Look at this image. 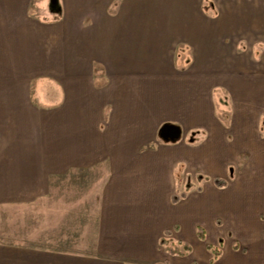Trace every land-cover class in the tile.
I'll list each match as a JSON object with an SVG mask.
<instances>
[{
  "label": "crops",
  "instance_id": "1",
  "mask_svg": "<svg viewBox=\"0 0 264 264\" xmlns=\"http://www.w3.org/2000/svg\"><path fill=\"white\" fill-rule=\"evenodd\" d=\"M29 3L0 0V264L143 263L155 248L150 263L170 264L164 232L180 248L200 222L228 234L217 261L231 247L227 264H264L238 260L264 250L247 188L264 168V0H59L54 19ZM93 171L94 240H3L12 208Z\"/></svg>",
  "mask_w": 264,
  "mask_h": 264
},
{
  "label": "rangeland",
  "instance_id": "2",
  "mask_svg": "<svg viewBox=\"0 0 264 264\" xmlns=\"http://www.w3.org/2000/svg\"><path fill=\"white\" fill-rule=\"evenodd\" d=\"M58 8L59 0H55V3H53L52 0H30L29 15L34 17L41 16L47 19H54L59 14V11H57ZM50 11L52 12L50 13ZM246 157V155L240 156V166L242 165V162L246 160ZM260 165L261 164H258L256 167L250 170L247 180V188L252 199L260 198L264 200V168L260 167ZM234 171H236V169H230L229 173ZM95 173H97V171H93L88 175H77L70 181H68V178L64 181L60 180L59 184H57L59 186L56 188L53 187L52 189V196L54 198L57 197L58 200L52 199L48 203L39 202L32 205L12 208L10 213L11 218L9 219L8 217L10 216L9 213L6 214L8 216L4 217V226L1 224V229L4 230L2 235L3 240H11V243L17 244L26 242L27 246L38 247H40L39 244L41 242L35 245V241H37L36 237L43 238L44 240L50 237H55L56 239H62V237H64L65 239L67 238L70 240L76 238L79 240L85 234L87 241L94 240L96 224L95 207L97 205L96 194L92 195L91 203H84L83 200L85 199L86 195H88L91 188L94 189L93 184L97 180ZM78 197L81 198L80 200H76L79 202L74 201ZM68 204L76 207V210L73 212L74 214L72 216L63 217V213L67 209ZM250 209L252 210V208ZM53 211H55L54 216ZM56 211L59 212V215ZM75 214H77V216ZM67 222L70 224H67ZM199 225H201V228L205 233V240L201 241L197 237L196 227H194L193 224L187 223L184 226L182 225L179 236L182 241L180 243L181 245L179 249L183 250V245L186 244L189 246L190 251L184 256L171 255L166 251L167 254H165L169 257L170 264H192V262H195L196 264L228 263L230 259L229 251L232 249L231 247H226L222 254V258H220L218 261H214L213 263H211L212 254L205 247L206 244H209L214 249L219 251L221 247V243L219 241L223 240V237L226 238L224 239L226 242L225 245L229 246L228 234L224 230L218 229L215 224L212 225V223L209 225L207 223L200 222ZM68 228H70V235L66 233ZM174 239L175 238L172 237L169 238V235H167V237L164 239L166 244H159L160 246L167 245L170 247H179L177 241H174ZM43 246H45L44 243ZM159 250L157 248L148 249L146 251L147 260L143 261V263L131 261V263L126 264H151V259L156 256L158 257L159 253L162 251L161 250L159 252ZM162 253L164 255V252ZM253 253H256L259 259L264 257V250L258 249L250 251L246 257L239 256V263H242L243 261L250 262V260H247V257L250 258Z\"/></svg>",
  "mask_w": 264,
  "mask_h": 264
},
{
  "label": "trees",
  "instance_id": "3",
  "mask_svg": "<svg viewBox=\"0 0 264 264\" xmlns=\"http://www.w3.org/2000/svg\"><path fill=\"white\" fill-rule=\"evenodd\" d=\"M214 183L216 186L218 187H222L225 183L224 181H222L221 179H215L214 180ZM185 197V194L182 193L181 195L179 196H173L172 197V202L173 203H176L178 202L181 198H184ZM174 230L177 229L176 226L173 227ZM170 231L169 230H166L164 232V234L167 236L169 235ZM196 234H197V237L201 240V241H204L205 240V233L203 231V229L201 227H198L197 230H196ZM221 243V240L219 241ZM160 244L161 245H164L166 244V241L164 239H161L160 241ZM206 249L208 251L211 252L212 254V258H211V263L214 262L218 255H219V251L217 249H214L211 245L209 244H206L205 245ZM164 250L169 252L171 255H179V256H184L186 253H188L190 251V248L189 246H187L186 244L183 245V250L179 249L178 247H170V246H167L165 245L164 246ZM192 264H196L195 262H193Z\"/></svg>",
  "mask_w": 264,
  "mask_h": 264
},
{
  "label": "water",
  "instance_id": "4",
  "mask_svg": "<svg viewBox=\"0 0 264 264\" xmlns=\"http://www.w3.org/2000/svg\"><path fill=\"white\" fill-rule=\"evenodd\" d=\"M160 138L168 141L178 140L180 137V129L176 125H163L159 132Z\"/></svg>",
  "mask_w": 264,
  "mask_h": 264
}]
</instances>
